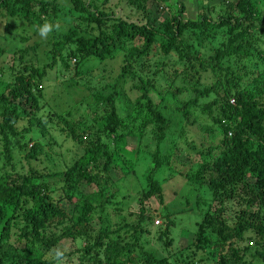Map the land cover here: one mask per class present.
<instances>
[{"label": "trees", "instance_id": "obj_1", "mask_svg": "<svg viewBox=\"0 0 264 264\" xmlns=\"http://www.w3.org/2000/svg\"><path fill=\"white\" fill-rule=\"evenodd\" d=\"M120 1L0 0L5 21L20 19L36 28L58 15L68 20L60 38L49 43L44 63L37 61L36 43L12 50L8 59L0 56V264H57V249L65 253L64 264H194L189 254L206 249L212 264H264V0L199 1L194 19L181 17L185 7L180 2L160 0L174 5L160 18L148 0H124L127 12L117 8ZM2 24L1 33L7 32L9 22ZM26 51L32 55L26 57ZM153 55L160 60H152ZM117 56L121 65L114 81L80 103L83 111H91L85 128L76 131L78 119L69 121V111L50 112L49 121L54 116L61 122L56 129H66L81 144V153L60 171L31 165L45 156L44 144L28 134L35 124L43 137L49 125L36 117L47 69L57 58L67 70L72 59L73 76L79 79L78 61L102 63ZM155 76L165 80L163 88L156 89ZM127 81L136 94L123 102L120 92ZM182 93L186 97L173 110L182 123L170 142L163 101ZM199 118L212 124L201 129L219 130L215 146L202 149L186 136L185 125ZM131 141L135 163L140 158L150 163L137 212L126 213L134 218L116 221L107 209L116 190L110 175L116 156L123 161ZM13 148L21 160L13 157ZM177 150L199 157L173 174L204 185L210 199L196 223L190 253L178 250L170 262L146 250L142 235L149 233L146 223L152 216L145 202L163 203L156 173L164 165L174 170ZM81 184L95 190L85 193ZM172 224L165 212L162 228L155 229L156 240L165 246Z\"/></svg>", "mask_w": 264, "mask_h": 264}, {"label": "rangeland", "instance_id": "obj_2", "mask_svg": "<svg viewBox=\"0 0 264 264\" xmlns=\"http://www.w3.org/2000/svg\"><path fill=\"white\" fill-rule=\"evenodd\" d=\"M173 1H175V3L180 2L184 5L185 8L181 17L188 19L196 18V8L199 1H201V3L207 2V0H168V3H173ZM148 4V6L155 9L156 15H159L160 18L172 12L174 6H166L160 0H148ZM63 5L66 7V4ZM109 5L112 8L111 4ZM117 8L127 12L124 0L119 2ZM65 10L66 8H64V11ZM262 14L264 15V13ZM3 22H9L10 27L7 29V32L1 33ZM49 22L54 24L55 29L47 39H42L36 30L37 27L35 28L33 26L32 28V25H26L25 22L20 19L15 20L9 18L5 21V18L0 16V47L4 49V54L0 55L1 58L4 60L8 59L10 56L9 53L13 52L16 48H24L25 45L30 46L36 43L37 49L35 51L37 61L40 64L44 63L46 61L45 52L50 48L49 43L51 41H57L60 38V33L64 31L68 24V20L63 19L60 15L57 16V19L50 20ZM18 36L22 37V40H20ZM192 44L197 47L194 40ZM260 47L264 49V45L260 44ZM31 55L32 51H26V57ZM151 59L160 60L155 55H153ZM161 59L167 61L166 57L161 56ZM168 59L170 60L171 57H168ZM68 63L69 68L64 70L60 67L56 58V62L52 67L47 69L45 76L42 78L40 109L37 110L36 117L41 122L48 121L49 125H47L43 131V137L39 135V132H36L38 127L35 124L32 125L33 130L28 134L37 138L38 141L45 146V156L40 159V162H31V165H34L36 168L44 167L50 172L60 171L64 166L69 165L72 160L81 153V144L74 142L66 135V129L62 130V132L58 131L56 128L57 126H63L62 123L58 122L54 116L50 118L52 122L49 121V116L51 113L69 111L70 115L68 120L73 122L78 119V122H75L77 125L76 131L80 132L85 128V124L90 121L89 114L91 112L89 110L86 112L83 111L85 108L84 104L81 106V101L82 103L83 100H88L90 102L89 94L92 91L106 83H112L114 78L118 75L121 65L120 56L104 60L102 63H96V60L92 58H89L87 62L81 60L77 62V67L80 71L82 70L80 78L77 79L73 76L74 61L70 59ZM177 66L180 67V65ZM258 66L261 67L262 64ZM162 70L165 75L167 74L168 76L170 74L167 66H163ZM146 75L151 77L150 73L146 72ZM154 79H156V89L164 87L165 80H163L161 76H155ZM203 81H209V78ZM175 85L180 86L181 83L177 80L175 81ZM122 86L123 89L122 92H120L121 95L119 99L120 101L126 102L124 100H126V98L127 100L132 98V96L136 94V91L132 88L129 89V81L123 83ZM106 89L109 90L108 87ZM165 95L166 94H164V96ZM185 97L186 95L182 93L178 94L176 98L170 97L169 95H166L164 98L163 113L169 119V133L172 134V137H169L170 142L177 136L182 123L180 114H176L173 110ZM153 99L155 100L156 97L153 96ZM161 105L162 103L159 104V106ZM81 115L83 116L82 119L80 118ZM21 124L26 125L25 118L22 120ZM201 125L208 126L212 124L207 118H199L196 123L185 125V134L189 137L188 139H192L195 144H202V149L207 146H215L218 144L220 138L219 130L216 128L212 134L201 129ZM18 127L21 126L18 124ZM134 145V141H131L128 143L127 148L123 150L121 154L124 158L123 161L120 157L116 156L115 165L110 175L116 185V190L107 209L109 214L114 215L113 220L116 221H118V219L120 220L121 216H124L126 221L134 218L133 216L126 215V213L128 214V212H130L135 214L137 212L136 199L142 187H144L143 173L145 169L149 167L150 163V160L142 158L135 163V160L132 159L135 150ZM167 147L168 143L166 142L164 148L166 149ZM21 156L22 155L18 153L16 148H13V157L16 160H21ZM198 157V154H195L193 157L190 153L185 154L182 150L175 151L171 162V166L174 170L172 171L171 169V171H169L166 165H164L157 171L158 173H156V176L154 175L162 181L163 203H158L154 198H150L145 202L146 212L149 214L151 212L152 215L150 218L151 220L146 223L149 233L142 235V241H145V249L153 252L156 256H167L170 262L173 261L174 257H178V250H182L183 254H186V252L190 253L189 251L191 250L188 249H192V247H189V244L193 239L196 223L200 220L210 199V193L204 185L191 183L182 176L173 174V172H177L176 169L182 168L186 170L188 166L192 167ZM22 165L24 169L27 168V164L24 161ZM167 176H169V178L163 181L164 177ZM81 189L85 193L95 190L92 186H85L83 184H81ZM117 208L120 210L116 211ZM235 208L236 206L233 205L231 211ZM165 212L169 213L170 218L173 220V224L170 226L168 233V239H170L171 242L167 246L162 243V240H156L155 232L156 227L161 226L162 228L163 214ZM155 220L158 222H155ZM184 249L187 251H184ZM207 251V249L197 250L193 255L189 254V257L194 264H212L213 262L207 254Z\"/></svg>", "mask_w": 264, "mask_h": 264}, {"label": "clouds", "instance_id": "obj_3", "mask_svg": "<svg viewBox=\"0 0 264 264\" xmlns=\"http://www.w3.org/2000/svg\"><path fill=\"white\" fill-rule=\"evenodd\" d=\"M55 26L49 21H44L42 24L37 26V32L42 39H47L48 36L54 31ZM55 259L57 264H64L65 253L64 251L57 249L55 251Z\"/></svg>", "mask_w": 264, "mask_h": 264}, {"label": "built area", "instance_id": "obj_4", "mask_svg": "<svg viewBox=\"0 0 264 264\" xmlns=\"http://www.w3.org/2000/svg\"><path fill=\"white\" fill-rule=\"evenodd\" d=\"M155 222H158L157 220H155Z\"/></svg>", "mask_w": 264, "mask_h": 264}]
</instances>
